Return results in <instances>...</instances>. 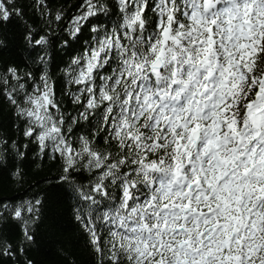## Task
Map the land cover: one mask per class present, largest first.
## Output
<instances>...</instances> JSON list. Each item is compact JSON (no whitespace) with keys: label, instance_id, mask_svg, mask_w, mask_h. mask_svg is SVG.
I'll return each instance as SVG.
<instances>
[{"label":"snow or ice","instance_id":"6c2138e0","mask_svg":"<svg viewBox=\"0 0 264 264\" xmlns=\"http://www.w3.org/2000/svg\"><path fill=\"white\" fill-rule=\"evenodd\" d=\"M116 6V23L93 26L65 70L75 114L47 71L6 68L0 103L13 106L22 136L58 161L54 187L70 189L98 264H264V0ZM81 7L73 37L108 11L101 0ZM14 15L13 0H0V24ZM25 38L46 65V36ZM82 173L86 183L76 179ZM39 205L10 210L29 242Z\"/></svg>","mask_w":264,"mask_h":264},{"label":"trees","instance_id":"16d2710c","mask_svg":"<svg viewBox=\"0 0 264 264\" xmlns=\"http://www.w3.org/2000/svg\"><path fill=\"white\" fill-rule=\"evenodd\" d=\"M20 10L19 16L0 24V75L6 68H16L21 75L31 72L34 76L47 71L56 84L58 99L68 112L74 113L70 98L64 95L65 70L73 56L79 55L94 35L93 26L112 27L119 19L116 0H101L108 9L81 22V31L71 36L73 18L85 10L84 0H13ZM61 20H55L56 15ZM31 30L33 38L46 36L48 58L40 64L34 46L25 37ZM67 42V43H65ZM72 90L75 87L72 86ZM79 131L87 134L89 127L81 122ZM0 241L11 245L12 255L0 254V264H98V257L89 246L87 237L73 218L75 200L67 186L60 183L58 161L39 153L36 144L22 136L21 121L13 106L0 103ZM23 145H27L24 148ZM24 152L20 157L18 152ZM77 181L86 183L87 174L77 175ZM41 200L38 219L30 224L32 241H26L22 223L10 214L12 207L26 201ZM23 251H20V249ZM2 252V248H0Z\"/></svg>","mask_w":264,"mask_h":264}]
</instances>
